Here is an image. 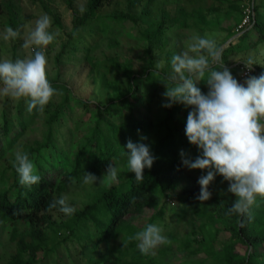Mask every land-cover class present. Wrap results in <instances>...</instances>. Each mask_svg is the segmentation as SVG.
Returning <instances> with one entry per match:
<instances>
[{
  "label": "trees",
  "instance_id": "trees-1",
  "mask_svg": "<svg viewBox=\"0 0 264 264\" xmlns=\"http://www.w3.org/2000/svg\"><path fill=\"white\" fill-rule=\"evenodd\" d=\"M108 1L88 0L87 8L77 22V31ZM67 2L73 6V0ZM16 6L13 0L0 2L1 26L17 27ZM226 6L222 1L215 6L190 10L192 14H189L180 5L176 13L190 16L192 21L185 19V27L212 29L208 16L230 11ZM203 8L207 12H203ZM254 10L253 23L239 27L244 16L241 5L239 23L235 28L227 27L231 30L227 39L232 35L238 37L222 49L223 61L238 81L241 80L243 61L232 66L230 56L259 50L264 43V20L259 18L256 0ZM168 14L165 10L156 28L149 26L141 32V38L148 40L147 65L141 72H136L130 61L121 62L114 57H107L104 63L95 60L90 47L85 45L82 50L85 60L94 69H104L107 86L112 89L109 102L101 104L80 98L61 80L63 55L81 49L78 43H72V46L63 44L56 55L58 75L49 79L62 95H56L42 113L36 110L29 113L23 100L18 101L14 115L5 105L0 125V264H76L70 258V242L91 249L93 254L89 264H264V199L257 197L251 219L247 215H229L228 209L235 197L231 193L226 196L228 182L219 175L209 186L211 198L204 202L196 199L200 192L198 179L206 173L199 169L188 172L179 155L181 149L186 151L191 146L185 135L191 108L181 103L163 107L166 99L163 96L155 98L163 85L160 80L170 77L163 68L155 66V41L162 39L168 27L173 26ZM56 21L62 26L58 16ZM255 61L253 76L259 77L264 72V57ZM197 87L204 93L207 90L204 80L199 81ZM38 119L46 126L45 136L26 139ZM142 136L147 139L141 140ZM129 139L150 145L157 157L150 169H144L142 182H137L133 173L123 180L103 185L70 216L58 208L48 210L53 199L67 197L72 187L84 188L91 184L84 183L86 173L98 178L109 164L115 166L126 159ZM18 150L29 154L37 166V174L42 177L40 184L31 190L19 184V175L13 168ZM50 151L57 157L52 164L54 168L42 165L47 162L46 152ZM65 162L67 165L63 170L56 168L58 163ZM166 200L174 202L170 211ZM146 206L155 209L146 224L134 222ZM181 214L198 216L199 220L180 238L171 228V220H178ZM151 223L163 227V234L170 244L159 246L155 255H143L136 240L123 245L122 241ZM2 225L10 227L5 242ZM225 233H228L227 237ZM175 243H178L176 247L180 254L178 262L172 259L171 249ZM238 244L246 245L247 250L241 253Z\"/></svg>",
  "mask_w": 264,
  "mask_h": 264
},
{
  "label": "clouds",
  "instance_id": "clouds-1",
  "mask_svg": "<svg viewBox=\"0 0 264 264\" xmlns=\"http://www.w3.org/2000/svg\"><path fill=\"white\" fill-rule=\"evenodd\" d=\"M51 28V18L46 14L40 16L22 45L25 49L32 48L33 55L15 61H0V95L15 101L23 100L29 113L33 110L42 113L56 95H62L48 79V60L42 50L60 35L58 30L50 31ZM20 35L19 28L7 27L2 38L16 39ZM192 40L188 52L172 57L174 74L160 80L166 89L162 96L167 101L162 106L170 108L181 103L191 108L185 135L189 143L197 147L199 154L193 159L181 149L179 155L184 167L206 173L198 179L200 192L196 199L201 202L209 200L212 196L209 186L217 175L222 176L228 182L227 192L235 197L228 214L247 215L251 219V209L257 197L264 199V72L259 77L249 75L241 83L225 65L223 50L214 39L207 38L205 34L204 37L195 35ZM189 52L195 55H189ZM237 61H243L248 72L257 64L252 57ZM156 68H163V63L158 62ZM201 80L206 82L207 93L197 87ZM146 139L141 137V140ZM126 149L127 168L135 174L137 182H142L144 169H150L157 157L150 145L143 142L134 143L129 139ZM12 164L22 187L31 190L40 184L42 177L37 174L27 152L16 151ZM106 174L109 180L116 181L117 167L109 164ZM96 180L97 177L91 173L84 177L85 184H94ZM47 208L49 211L58 208L68 216L75 212L65 196L53 199ZM163 232V227L151 223L122 242L126 246L136 240L143 255H155L159 246L171 243Z\"/></svg>",
  "mask_w": 264,
  "mask_h": 264
},
{
  "label": "rangeland",
  "instance_id": "rangeland-1",
  "mask_svg": "<svg viewBox=\"0 0 264 264\" xmlns=\"http://www.w3.org/2000/svg\"><path fill=\"white\" fill-rule=\"evenodd\" d=\"M5 1L11 0H0L2 4ZM222 1H224V4L227 5L226 8L230 11L208 16L213 26L212 29L199 28L193 25L185 27L183 25L185 24V19L189 22L192 21L188 15V13L192 14L190 10H197L202 6L208 5L215 6L219 2L221 4ZM256 1L259 18L264 20V0ZM13 2L17 3L16 9L19 18L15 29L19 28L21 35L16 39L4 40L2 37L7 26L0 25V61L4 59L15 61L18 58L23 59L33 55L32 48L25 49L22 47L24 38L29 32L34 30L36 20L46 14L52 20L50 31L58 30L60 33L52 44L42 49L48 60V79L55 78L58 75L59 66L56 63V55L61 51L63 44L72 46V43H78L81 47L80 50L74 52L71 50V52L68 51L63 55L61 80L70 86L76 96L101 104L110 101L112 89L110 86H107L104 69H94L85 60V55L82 51L85 45L90 47V54L95 60L98 59L104 63L107 57H114L121 62L130 61L133 63L134 70L141 72L144 66L147 65L148 60L146 53L148 40L141 38V32L145 31L149 26L153 29L156 28L155 26L159 23L162 13L166 10L173 20V26L168 27L162 39L155 41L157 43L155 64L162 62L163 69L171 76L174 74L171 67L172 57L188 52L189 45L193 43V36L204 37L207 34V38L214 39L216 44L223 49L231 42H235L238 37L237 35H232L227 39L231 33V30L227 27L235 28L241 19V2L238 0H109L98 11L97 15L86 20L77 31V22L87 8L88 0H73L72 7L68 4L67 0H13ZM180 5L188 12L187 14L176 13L177 6ZM204 8L202 11L207 12ZM56 16L60 18L62 26L57 23ZM79 38H83V41H79ZM189 55L195 54L189 52ZM249 57L256 60L262 59L264 57V43L260 46L259 50L253 49L245 53L230 56L229 62L233 63V66L237 60H246ZM232 74L234 77L236 76L235 73ZM165 90L164 84L161 85L155 98L157 99L162 96ZM207 91L208 88L205 93ZM17 103L18 101L0 95V125L3 122L1 112L5 105L10 114L14 115ZM45 133L46 126L42 119H38V122L29 130L25 138L30 140L42 139ZM186 152L194 158L199 154L197 147L194 145L188 147ZM56 158L54 151L46 152L45 159L47 162H42V165L53 166L52 168H54L52 164H54ZM34 165L37 169L35 163ZM66 165V162L62 164L58 163L56 168L63 170ZM115 166L118 169L116 181L109 180L105 171V173L97 178L94 184H88L84 188L72 187L67 194L68 200L74 202L71 204L72 207H82L88 198L94 195L97 188L123 180L133 174L127 168V158ZM188 172H191V170ZM63 174H65V171H63ZM229 195L230 193L226 192V196ZM166 202L168 203L167 210L170 211L174 202L167 200ZM154 210L152 206H146L137 220L133 221L143 225L146 224ZM198 220V216L181 214L178 220H171L173 222L171 228L175 229V234L181 238L190 232L193 225L198 224ZM1 228L2 240L5 242L7 241L10 227L2 225ZM225 234L227 237L228 233ZM224 238L225 235L222 236V240ZM177 244H173L171 249L173 250L172 259H174V262H178L177 259L180 257L176 247ZM89 245L91 246L92 244ZM69 246L72 250L70 258L76 264H89L93 254L89 247L82 248L77 242H70ZM238 250L244 253L247 250V246L238 244Z\"/></svg>",
  "mask_w": 264,
  "mask_h": 264
},
{
  "label": "built area",
  "instance_id": "built-area-1",
  "mask_svg": "<svg viewBox=\"0 0 264 264\" xmlns=\"http://www.w3.org/2000/svg\"><path fill=\"white\" fill-rule=\"evenodd\" d=\"M254 2L255 0H241L244 16L242 18L241 23L239 24V27H245L253 23V18L255 17ZM241 69H242L241 80L239 82L243 83L247 76L249 75L253 76V72L255 68L252 67V71L248 72L246 69H244V65H243Z\"/></svg>",
  "mask_w": 264,
  "mask_h": 264
}]
</instances>
